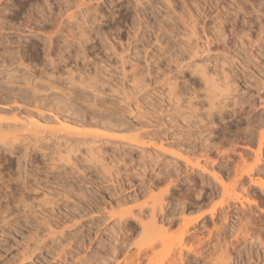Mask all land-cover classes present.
I'll return each mask as SVG.
<instances>
[{"label":"rangeland","instance_id":"obj_1","mask_svg":"<svg viewBox=\"0 0 264 264\" xmlns=\"http://www.w3.org/2000/svg\"><path fill=\"white\" fill-rule=\"evenodd\" d=\"M248 10L0 0V264H182L186 223L184 264H264V94Z\"/></svg>","mask_w":264,"mask_h":264},{"label":"bare ground","instance_id":"obj_2","mask_svg":"<svg viewBox=\"0 0 264 264\" xmlns=\"http://www.w3.org/2000/svg\"><path fill=\"white\" fill-rule=\"evenodd\" d=\"M257 1V4H255V2ZM248 2H249V10H248V13H247V21H246V28H245V34H246V37H247V40H248V42H247V45H250V47H248L247 49H248V53H249V56H247L248 58L250 57H255L256 59L257 58H259L258 60L260 61L259 62V64H260V68H259V70H258V74L260 75V76H258V74L256 75L257 77H259L258 79H259V82H260V84H261V87L259 86L260 84H258V86L261 88V92H262V94H264V0H248ZM191 31H193V29L191 30ZM256 33V34H255ZM253 34H255V38H256V40H255V38H253L252 36H253ZM257 43H256V42ZM256 43L257 45H255V46H257V50L255 49L254 51H251L252 50V47H253V45H252V43ZM250 43V44H249ZM255 51H257L256 53L258 54V52H259V56L258 57H256L254 54H253V52L255 53ZM247 58V59H248ZM248 59V62H250L251 61V59ZM255 58H253V60L255 59ZM250 60V61H249ZM258 60H256L257 62H258ZM254 62V61H253ZM253 62H252V64H253ZM256 64V63H255ZM249 65H251V64H249ZM254 67L256 66V65H253ZM258 67V64H257V66H256V68ZM252 70V69H251ZM226 73V72H225ZM251 73V72H250ZM223 74H224V72H223ZM254 75H255V73H253ZM132 75H133V73H132ZM249 75H251V74H249ZM170 77V76H169ZM165 78V77H164ZM168 78V77H167ZM250 78H254V77H251L250 76ZM170 79V78H169ZM168 79V80H169ZM255 79V78H254ZM257 80V79H256ZM256 80H255V82H256ZM133 81L134 82H136V81H138V80H136L135 81V78H133ZM206 82H205V84L208 86L209 85V87H208V91H209V93H208V96L209 95H213L214 93H215V91L219 88V86H218V84L213 80V79H206L205 80ZM133 82V84H135ZM229 81L228 80H225V84H227ZM137 83V85H138V82H136ZM208 83V84H207ZM229 84V83H228ZM228 84L226 85V86H228ZM136 85V86H137ZM138 87V86H137ZM140 87V86H139ZM228 88V87H227ZM140 90H141V88H140ZM221 90V89H220ZM223 91V90H222ZM222 91H220V92H222ZM218 92H219V89H218ZM136 95V94H135ZM263 96V95H262ZM135 97V96H134ZM210 98H212V97H209V99ZM262 98V97H261ZM169 99V98H168ZM172 99V98H171ZM174 99V98H173ZM173 99H172V102H173ZM177 99V98H176ZM176 99H174V100H176ZM260 99V98H259ZM261 100V99H260ZM263 100H264V96H263V98H262V102H263ZM170 101V100H169ZM263 104H264V102H263ZM264 106V105H263ZM263 113H264V111H263ZM38 116H39V114H38ZM264 116V115H263ZM40 117V116H39ZM24 121V120H23ZM37 121H39V120H29V121H27V124H24V126H30L31 127V133L29 132V134H27L26 132V136H31L32 138H35L36 137V135H38L37 134V132L35 133L34 131H37L36 129H35V125L37 124ZM40 121H41V119H40ZM39 121V122H40ZM43 121V120H42ZM41 121V122H42ZM263 121H264V119H263ZM38 122V123H39ZM40 124V123H39ZM2 126L3 125H1V123H0V129H1V131L0 132H2ZM36 126H38V125H36ZM68 127V126H67ZM70 127V126H69ZM37 128V127H36ZM74 130V129H73ZM78 130V129H77ZM264 130V129H263ZM33 132V133H32ZM78 131H76V133H77ZM2 133H4V132H2ZM78 133H80V132H78ZM1 134V133H0ZM261 135V136H260ZM25 136V137H26ZM22 137V136H21ZM27 137V138H28ZM31 137H29V138H31ZM38 137V136H37ZM259 137H261V138H258V142H259V140H260V142L258 143V145L260 144V146L262 145V144H264V131L263 132H261V134L259 133ZM39 138V137H38ZM119 139H121V138H119ZM131 139V138H130ZM132 139H134V140H126V139H123L124 141H125V143L126 144H130V145H132V146H134V147H137L138 149H142L143 150V147H144V144H143V142H141V141H138L137 139H135V138H132ZM10 140H11V138H10ZM12 140H16V139H12ZM117 140H118V138H117ZM12 142V141H11ZM0 143H2V145L4 146V148L6 149V146L8 145L9 146V144H10V142H6V141H4V140H0ZM1 145V146H2ZM263 146V145H262ZM153 148L155 149V150H159V151H163L164 150V146H163V144L162 143H160V144H153ZM261 148V147H260ZM263 148V147H262ZM257 154V153H256ZM186 160V162H188L189 161V159L187 160V159H185ZM0 165H2V163L0 164ZM196 165L197 166H199V164H198V162L196 163ZM260 185L261 186H263L264 184L263 183H260ZM264 187V186H263ZM162 207H163V205L162 204H159V205H152L151 207H150V217H151V219H150V221H151V223L154 225V226H156V223H158L159 221V223L161 224L162 223V221L164 220L163 219V217H162V215L160 216V218H161V220H159L157 217H156V215H157V212H160V213H162ZM214 212L215 211H212L211 213H210V216H213L214 215ZM159 220V221H158ZM197 222V221H196ZM114 224V223H113ZM116 224V223H115ZM117 225V224H116ZM192 225V224H191ZM192 228L189 226V225H187V223L184 225V227H183V229H182V234H181V236H182V258H181V256H179L178 257V259H179V261L182 263V264H184V261H183V249L185 248L184 246H183V241H184V239H185V235H187V232H189L190 230H191ZM220 231V229H217L216 231ZM218 231V232H219ZM190 233V232H189ZM217 234V233H216ZM218 235V234H217ZM217 240V239H216ZM152 247V244H149V246H148V248L150 249ZM29 249L30 248H28L27 250H25V253H28L29 252ZM187 249V248H186ZM143 250V249H142ZM142 250H140V252H143ZM188 250V249H187ZM189 250L190 251H192L193 249L192 248H189ZM32 251V250H31ZM31 251H30V254H31ZM147 250H145L144 252H146ZM206 251H210L209 250V248L206 250ZM140 252H138V253H140ZM206 252H204L203 254H205ZM181 254V253H180ZM179 254V255H180ZM27 257H29V255L27 256ZM174 262H175V260L174 259H172L171 261H169L167 264H174ZM203 264H234L233 263V260H232V258H226V259H224V260H219V261H217V260H214V259H212L211 257H208V260L205 262V263H203Z\"/></svg>","mask_w":264,"mask_h":264}]
</instances>
